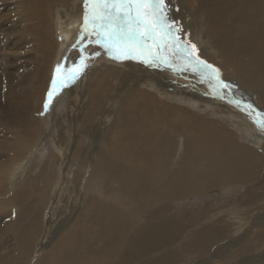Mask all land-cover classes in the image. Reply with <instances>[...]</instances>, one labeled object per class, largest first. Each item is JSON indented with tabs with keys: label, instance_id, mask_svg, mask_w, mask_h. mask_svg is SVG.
<instances>
[{
	"label": "bare ground",
	"instance_id": "6f19581e",
	"mask_svg": "<svg viewBox=\"0 0 264 264\" xmlns=\"http://www.w3.org/2000/svg\"><path fill=\"white\" fill-rule=\"evenodd\" d=\"M85 3L0 0V242L13 237L0 244V264H169L165 248L196 225L154 223L169 210L163 203L224 192L247 221L224 235L214 222L201 226L192 246L223 236L264 257V130L255 122L264 112V0H165L181 42L231 85L222 94L179 58L155 69L111 58L95 36L81 40ZM82 57L87 68L46 108L54 65L71 69ZM46 153L64 166L65 190L81 195L75 213L53 222L44 218L53 195ZM99 181L137 218L97 195Z\"/></svg>",
	"mask_w": 264,
	"mask_h": 264
},
{
	"label": "snow or ice",
	"instance_id": "6c2138e0",
	"mask_svg": "<svg viewBox=\"0 0 264 264\" xmlns=\"http://www.w3.org/2000/svg\"><path fill=\"white\" fill-rule=\"evenodd\" d=\"M85 9L80 39L83 40L85 35L95 36L94 42L104 47L111 58L168 67H173L175 59L179 58L184 67H191L213 81L217 94L231 88L220 78L218 69L195 55L194 45L189 48L181 42L179 29L168 19L165 0H86ZM86 59L82 57L78 65L74 64L67 70L58 65L53 88L59 90L75 81L87 68ZM53 94H48L49 104ZM245 108L255 111L251 104L245 105ZM255 122L264 130V115L256 114Z\"/></svg>",
	"mask_w": 264,
	"mask_h": 264
},
{
	"label": "rangeland",
	"instance_id": "374dc122",
	"mask_svg": "<svg viewBox=\"0 0 264 264\" xmlns=\"http://www.w3.org/2000/svg\"><path fill=\"white\" fill-rule=\"evenodd\" d=\"M169 17L171 19H174L171 16H169ZM141 63H143V62H141ZM58 64H59V62L56 63V65H54V67L51 70L53 75H52V79H51V82L49 85V87L51 86L50 87L51 89L49 88V91H48V94H49V92L54 93L51 103L49 104V102H48V98H47L48 96L44 98V103L48 104L49 108L53 107V104H54V106L56 105L57 101L59 100V97H57L58 92L62 88V87H60L59 90H56L53 88V82L56 80V67L58 66ZM142 65L146 66L149 64L143 63ZM150 66H152L155 69L156 68L165 69V68L159 67V66H157V67L154 65H150ZM214 66H216V65H214ZM217 69L219 70L220 73H222V71L219 67H217ZM54 71H55V73H54ZM222 76H223V73H222ZM244 100H246V99H244ZM246 101H247V103L249 102V104H252V102H250L249 100H246ZM60 111L63 112L67 116L68 112L65 111L63 108H60ZM258 111H257L258 114L264 115L263 111H260L259 109H258ZM44 112H46V111H44ZM56 112L58 113V111H56ZM58 130H59V128H58ZM58 134H59L58 132H56L55 134H52V137H54L53 138L54 140H56V136H58ZM52 146H53V149H52L51 153L57 155V150H56L55 144L53 143ZM91 149H92V146H91ZM46 154H47V156H44V159H43L44 162L43 163L47 164V162H49V164L47 165L46 174L50 178V181H51L50 184L53 183V186H52L53 190L50 191L53 195L51 196V199H50L51 201L49 202L50 205L48 204L44 218H45V216H47V219L48 220L51 219L53 222V221H55V219L64 218L65 215L60 216V214H63L64 212L70 213V215H71L72 214L71 210L73 208H74L73 213H75L76 210L78 209V203L80 201V198H78V197L81 195H80V192L72 193L68 190H65V186L66 187L70 186L69 188H72V189H73V186H72V183L65 184V180H64L65 174H63V172H61L63 169L62 167H64V166H56V162L53 161L54 159H53L52 155L48 154V153H46ZM50 156H51V160L49 159ZM84 178H87V175ZM24 180H25V178L23 179V182H24ZM52 181H54V182H52ZM55 184H56V186H55ZM96 184H95V186L92 187V190H94V192L96 190V192H98L97 195H101L103 197V199H105L107 201H112V200L115 201L116 200L115 202H117V204L119 202L122 205V211L124 209L125 213H127V214H130L129 212H131V213L133 212V214H131V215H133L135 218H137L135 215L138 216L139 213H138V211H134V205L133 204H125L123 202L122 198H120V197H116V196H115L116 198L112 197L114 194L116 195V192L111 190L113 188L108 183H106L104 181L103 182L99 181ZM104 185H106V186H104ZM42 186L43 185L41 182L37 183L38 188H40ZM100 192H102V193H100ZM261 192L262 191H258L256 193L260 194ZM91 194H95V193H91ZM97 195L95 194L96 197H98ZM236 198H237V196L234 193L224 192L220 195H217L216 197L208 196L206 194L204 196L203 195H200V196L196 195V196H193L191 198H188L185 201L175 202L171 205V207H170L169 202H164L163 205L161 206V209H160L161 212L163 210H167L168 208H169V210L165 211L164 214H161L159 219L154 218V223L159 224L160 223L159 220H161V218L162 219H171L172 222H170V223H172L173 226H175L176 228L181 229L182 227H181V224L179 223V221L184 222L190 218L193 221V224L196 225V226H190L188 229H185V230H180V233L183 236L182 239L179 241L172 240L168 244V246L165 248L166 254L170 258V261H168L169 264H264V257H262L263 255H261L258 252H249L246 247L244 250H241V248L245 244L240 245V246H234V244L229 245V244L225 243L226 240H224L222 238L223 236L221 237L220 241L214 242L215 244L212 243L207 249H205L203 251H196L194 249V247L192 246L194 241L199 242L196 239V237H194V234H196V233L200 234L201 230H203V232L205 230L206 231L208 230V228L201 227V226H207L211 222H214L212 231H215L214 232L215 234H223L224 235L227 232H229V230H230V232H232L235 228H237L238 225L242 224V222L247 221L246 215H248V214H246V212L243 211L242 209H236L233 207L234 202L236 201ZM105 200H103V201H105ZM72 205H74V206H72ZM118 206H120V205L118 204ZM158 207H160V205H158ZM158 207H156L154 209H157ZM126 209H128V210H126ZM251 211L255 212V209H254V211H253V209H251ZM47 213H49V214H47ZM57 216H60V217H57ZM45 220H46V218H45ZM2 221L5 222V220H2ZM52 227H53V224H52ZM57 230H58L57 226L52 230V235H50L52 238H53L54 234L57 232ZM4 236L5 237L3 240L5 242H7L8 240H13V237L10 235V233H5ZM40 239H39L38 243L41 242L40 244H42L44 239H41V240ZM48 239H50L49 235H48L47 241L50 242L51 239L50 240H48ZM4 241L0 242V244L4 243ZM9 246H10V243L5 247H9ZM39 247L42 248L41 245L38 246V249H36L37 252L34 253L35 255H33V258L35 256H37L38 254L40 255L41 251H40ZM263 250H264V246H263ZM3 253H5V250L1 254H3ZM150 259L149 258H143L144 261L145 260L149 261Z\"/></svg>",
	"mask_w": 264,
	"mask_h": 264
},
{
	"label": "water",
	"instance_id": "95a60500",
	"mask_svg": "<svg viewBox=\"0 0 264 264\" xmlns=\"http://www.w3.org/2000/svg\"><path fill=\"white\" fill-rule=\"evenodd\" d=\"M240 107H243L242 105H239Z\"/></svg>",
	"mask_w": 264,
	"mask_h": 264
}]
</instances>
